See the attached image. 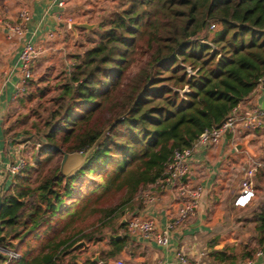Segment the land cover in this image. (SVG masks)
<instances>
[{
    "label": "trees",
    "instance_id": "obj_1",
    "mask_svg": "<svg viewBox=\"0 0 264 264\" xmlns=\"http://www.w3.org/2000/svg\"><path fill=\"white\" fill-rule=\"evenodd\" d=\"M97 28L99 39L71 65L54 96L56 107L38 133L54 150V145H64L67 151H86L99 141L74 176L55 172L35 187L3 191L0 233L9 239L0 243L17 248L10 239L21 240L30 231L36 240L45 238L36 251L32 239H26L28 247L9 264H60L83 238L103 240L106 227L131 212L127 210L142 207L141 189L165 176L175 150L192 146L202 131L220 126L264 81V0H127ZM143 50L150 53L147 64L118 99L129 67ZM109 105L113 112L106 122L90 126L97 109ZM86 172L105 177L100 194L119 197L101 207L89 203V197L61 222V216H54L63 195ZM93 211L101 216L90 224V232L75 225ZM253 220L264 238V200ZM43 222L48 226L38 231ZM108 240L107 254L114 256L129 239L124 232ZM220 254L229 255L226 248Z\"/></svg>",
    "mask_w": 264,
    "mask_h": 264
},
{
    "label": "crops",
    "instance_id": "obj_2",
    "mask_svg": "<svg viewBox=\"0 0 264 264\" xmlns=\"http://www.w3.org/2000/svg\"><path fill=\"white\" fill-rule=\"evenodd\" d=\"M69 1L60 6L58 0H0V184L4 185L3 191L12 188L13 192H18L25 185L23 180L17 178L19 174L8 172V165L22 155L24 146L18 142L17 136L8 134L15 92L21 77L22 49L27 42H32L42 48L43 57L48 53L50 55V50H65L66 44L62 39L68 33ZM23 9L30 11L31 18L23 32L16 34L3 25L2 20L18 23L19 13ZM239 107L242 111L264 107V81ZM189 160V180L202 185L203 193L196 214L185 225L170 231L169 246L129 233L126 224L114 232L128 235V244L123 251L109 256L106 251L110 246L108 238L96 242L92 240L84 243L79 253L80 247L72 251L68 249L60 264H118V259H123L126 264H157L160 260L164 264H186L178 259L179 251L205 264H264V238L256 230L253 220L257 205L264 200V189L260 186L264 182V175H260L264 168V124L250 132L243 129L236 135L228 132L218 144L195 148ZM255 160L261 163L254 177L256 195L248 205H236L234 200L240 191L245 169ZM148 190L153 196L159 195V198L147 204L144 197ZM140 196L143 199L142 207L127 210L131 211L127 216L148 213L156 218L161 228L166 227L171 219L170 214L178 206L174 187L150 184L141 189ZM62 205L63 202L57 211ZM30 233L32 231L26 236ZM80 243L77 242L75 246ZM225 248L228 256L216 255ZM67 256L71 258L66 260Z\"/></svg>",
    "mask_w": 264,
    "mask_h": 264
},
{
    "label": "rangeland",
    "instance_id": "obj_3",
    "mask_svg": "<svg viewBox=\"0 0 264 264\" xmlns=\"http://www.w3.org/2000/svg\"><path fill=\"white\" fill-rule=\"evenodd\" d=\"M126 1L127 0H70L68 3L67 18L71 20V24L69 26L67 23L68 27L66 28L68 29V33H66L64 40L62 39V42L66 44L65 50H50V55H48V53L46 56H42L43 58H40L34 68V76L28 82L27 88L16 96L14 108L11 112L8 124V134L17 136L18 142L24 145L22 155L24 156L26 165L18 173L19 175L17 178L23 180L22 182L25 183V185L35 187L49 175L55 172L60 173L59 170L57 171V167L60 166L63 152L58 148H55V150L50 149L52 146H50V144L48 145V142L44 140L43 137H40L42 134L38 133V127H43L46 116L51 109L56 107L54 96L62 89L67 73L75 59L83 54L86 48L91 47L96 42V39H99V34L97 33L99 23L103 19H106L113 11L119 9ZM80 25H86V27ZM149 55L150 53L145 50L137 54L135 62L131 64L124 77L123 88L118 94V99H120V95L129 86L132 78L138 73L141 67L147 64ZM112 112L113 109L110 108V105L97 109L90 118L88 124H90V126L97 125V123L103 124ZM84 127L85 125L81 127L77 126L74 132L81 131ZM108 128L109 126L105 128V131H107ZM60 146L65 150L64 145ZM65 181L66 180L63 181L62 188H64ZM262 181H264V177ZM104 183L105 177L101 175V173H79L71 183L72 188L67 194L64 193L63 195L64 206H61L62 208L57 211L54 217L59 218L58 216H61V222L63 220L65 221L66 212L79 211L82 203L89 197L92 198L89 203L93 204V206L101 207L114 204L119 197V193L115 194L109 192L100 194L104 187ZM260 186L264 189V182H262ZM10 190H12V188ZM88 212L89 210L85 211V213ZM127 215L128 213L124 214L122 217H118L115 225L106 227L104 238H108L110 236L109 233L115 234L114 232L120 230V224L125 218H128ZM100 216L101 212L93 211L92 215L90 214L82 220L77 221L75 225L84 229L86 232H90V224L96 222ZM46 224V222L39 224L37 230L42 231ZM60 229L61 226H59L58 231H60ZM51 230H53V228ZM55 231L56 230H53L51 233ZM48 234L49 232L45 233L44 236L46 237ZM95 235L98 236V233ZM36 237L35 234L30 233L27 236L24 235L21 240L10 239V241H13L14 246H17L22 253V251L28 247L26 238H31V245L35 244L36 247L40 246L41 241L45 240V238L44 240L43 238L36 240ZM88 239L89 238L85 237L80 241L88 244V242H90ZM35 240L38 242V245ZM80 244V249L77 253L82 251L81 247L83 244ZM69 258L71 257L67 256L66 260Z\"/></svg>",
    "mask_w": 264,
    "mask_h": 264
},
{
    "label": "built area",
    "instance_id": "obj_4",
    "mask_svg": "<svg viewBox=\"0 0 264 264\" xmlns=\"http://www.w3.org/2000/svg\"><path fill=\"white\" fill-rule=\"evenodd\" d=\"M69 0H58L60 6H64ZM31 18V13L28 9H23L19 13V22L12 23L8 20H2V24L6 25L12 32L21 34ZM70 26L71 20L67 21ZM42 48L32 42H27L22 49L21 60V77L15 92L17 96L21 91L27 88L28 82L34 76V68L42 57ZM264 124V107H256L250 111H242L237 106L232 114L223 121V123L214 128H207L197 137L192 146L182 150H175L172 159L166 167V174L152 184L160 186L171 185L176 190L178 198V206L176 211L170 214V220L166 227L161 228L158 225L156 218L148 213L131 214L126 219L127 230L133 235H140L144 238L157 242L164 246L170 244V231L185 225L188 220L196 214L199 206L200 198L203 193V187L199 184H193L189 180V172L191 168L190 157L193 150L201 145L218 144L221 139L231 132L236 135L240 129L245 131H254ZM26 165L23 155H20L16 161L8 165V172L14 175L18 174ZM261 165L260 161H252L245 169L244 177L240 191L235 197V204L240 206L248 205L256 195V187L254 176L257 168ZM144 201L148 204L150 201H155L159 195H152L148 190L145 193ZM0 254L4 255V259L0 260V264L10 263L12 260L18 259L21 256V251L11 246H4L0 243ZM178 259L186 264H205L204 262L189 258L182 251L178 252ZM5 262V263H2ZM118 264H126L123 259H118ZM157 264H164L160 260Z\"/></svg>",
    "mask_w": 264,
    "mask_h": 264
},
{
    "label": "water",
    "instance_id": "obj_5",
    "mask_svg": "<svg viewBox=\"0 0 264 264\" xmlns=\"http://www.w3.org/2000/svg\"><path fill=\"white\" fill-rule=\"evenodd\" d=\"M82 27H86V25H80ZM99 138L93 143L89 149L86 151L83 150H74V151H67L63 150L61 146L54 145L53 148H58L63 152L62 158L60 161L59 171L65 177H72L78 172H80L83 167L85 166L89 156L91 155L93 149L97 146ZM3 183L0 184V215L3 208ZM110 237H121V234H113L109 233ZM8 239L5 234H0V240ZM85 242H82L84 244Z\"/></svg>",
    "mask_w": 264,
    "mask_h": 264
}]
</instances>
